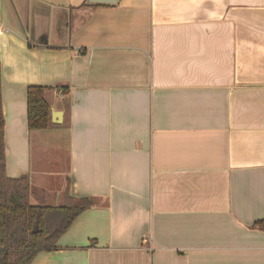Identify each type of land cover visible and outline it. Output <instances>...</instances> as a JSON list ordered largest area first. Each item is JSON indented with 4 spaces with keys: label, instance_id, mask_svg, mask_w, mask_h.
Returning <instances> with one entry per match:
<instances>
[{
    "label": "crops",
    "instance_id": "1",
    "mask_svg": "<svg viewBox=\"0 0 264 264\" xmlns=\"http://www.w3.org/2000/svg\"><path fill=\"white\" fill-rule=\"evenodd\" d=\"M88 4L0 0L5 173L91 202L31 264H264V0Z\"/></svg>",
    "mask_w": 264,
    "mask_h": 264
},
{
    "label": "trees",
    "instance_id": "2",
    "mask_svg": "<svg viewBox=\"0 0 264 264\" xmlns=\"http://www.w3.org/2000/svg\"><path fill=\"white\" fill-rule=\"evenodd\" d=\"M48 89L38 85L26 88L29 130H44L53 125L50 106L44 96ZM31 196L26 175L10 178L5 173L0 93V264H31L38 253L55 250L59 237L91 206L89 199L71 196L68 183L59 206L47 205L43 194L34 196L36 202L31 204ZM254 225L264 229L263 221ZM35 227L38 232L33 233Z\"/></svg>",
    "mask_w": 264,
    "mask_h": 264
},
{
    "label": "water",
    "instance_id": "3",
    "mask_svg": "<svg viewBox=\"0 0 264 264\" xmlns=\"http://www.w3.org/2000/svg\"><path fill=\"white\" fill-rule=\"evenodd\" d=\"M118 2V0H87V3L89 4H95V5H113L116 4ZM60 112H51V121L54 123H58L59 122V118H60ZM33 233L38 232L37 227H35V229H33L32 231Z\"/></svg>",
    "mask_w": 264,
    "mask_h": 264
},
{
    "label": "rangeland",
    "instance_id": "4",
    "mask_svg": "<svg viewBox=\"0 0 264 264\" xmlns=\"http://www.w3.org/2000/svg\"><path fill=\"white\" fill-rule=\"evenodd\" d=\"M32 202L34 203V200H33ZM33 203H32V204H33Z\"/></svg>",
    "mask_w": 264,
    "mask_h": 264
}]
</instances>
